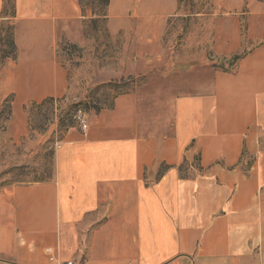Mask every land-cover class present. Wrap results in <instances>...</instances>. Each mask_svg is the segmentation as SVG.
<instances>
[{"label":"crops","instance_id":"crops-1","mask_svg":"<svg viewBox=\"0 0 264 264\" xmlns=\"http://www.w3.org/2000/svg\"><path fill=\"white\" fill-rule=\"evenodd\" d=\"M217 1L209 52L228 70L175 97L169 129L144 83L162 79L178 2L109 0L107 32L127 42L91 86L132 89L63 133L52 180L0 190V264H264V5ZM88 21L80 0H0L3 145L29 136L27 106L71 93L60 43L83 45Z\"/></svg>","mask_w":264,"mask_h":264},{"label":"rangeland","instance_id":"rangeland-1","mask_svg":"<svg viewBox=\"0 0 264 264\" xmlns=\"http://www.w3.org/2000/svg\"><path fill=\"white\" fill-rule=\"evenodd\" d=\"M254 1L264 5V0ZM216 3L217 0H191L181 8L179 6L175 16L165 20L170 27L166 40L167 58L157 68L162 79L156 77L144 86L150 92L157 89L164 92V96L157 99L159 110L154 118L161 117L163 122L164 117L169 129L171 101L194 92L197 84L203 83L207 67L212 65L219 70H228L223 61L214 62L209 52L212 38L209 21L213 15L219 14ZM86 14L89 16L90 12ZM107 25L105 19L88 21L83 45L71 44L66 39L60 43L59 58L69 71L72 91L67 97L51 104L29 106V136L17 146L2 144L3 128L10 117L7 111L9 104L3 106L0 114V190L17 184L52 180L53 152L63 133L77 126L79 116L87 120L91 113L106 109L116 95L132 89L131 83L91 86L93 62L105 58L107 63L115 62L121 58L123 44L127 42L110 35ZM8 28L3 26V33ZM100 48L104 50L101 52ZM0 64L1 67V61Z\"/></svg>","mask_w":264,"mask_h":264},{"label":"trees","instance_id":"trees-1","mask_svg":"<svg viewBox=\"0 0 264 264\" xmlns=\"http://www.w3.org/2000/svg\"><path fill=\"white\" fill-rule=\"evenodd\" d=\"M190 1L191 0H177L180 8L184 5H186L188 2L190 3ZM80 4H81L83 16L85 18L90 19L91 22H94L95 20H99V19L104 20L106 9H107V6L109 4V0H80ZM8 5L11 6V3H8ZM87 11L90 12L89 16H87V14H86ZM9 30L10 29H8L6 33H3V31H2V34H1L2 37H0V43H1L0 55H1L2 59L4 57H7L8 55H10L13 52V44H12V39H11ZM237 59H239V56H236L233 59V61H236ZM52 102H54L53 99H48L39 105L33 104V105H29V106L30 107H33V106L36 107V106H41V105L46 104V103L51 104ZM29 106H27L25 108V111L27 112V114H28V107ZM8 108L9 107H7V111L10 112Z\"/></svg>","mask_w":264,"mask_h":264},{"label":"built area","instance_id":"built-area-1","mask_svg":"<svg viewBox=\"0 0 264 264\" xmlns=\"http://www.w3.org/2000/svg\"><path fill=\"white\" fill-rule=\"evenodd\" d=\"M77 125L80 128L81 131L85 132L87 130V121L85 118L79 116L77 118ZM46 254L48 256V261L53 264H74L73 262H58L56 263V260L50 255L49 251H46Z\"/></svg>","mask_w":264,"mask_h":264}]
</instances>
